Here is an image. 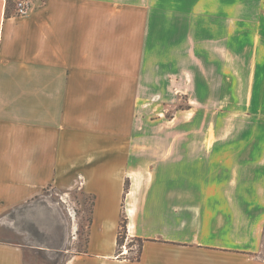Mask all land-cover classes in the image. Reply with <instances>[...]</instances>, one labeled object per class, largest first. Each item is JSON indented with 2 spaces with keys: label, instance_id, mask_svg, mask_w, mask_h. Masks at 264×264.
Segmentation results:
<instances>
[{
  "label": "crops",
  "instance_id": "crops-1",
  "mask_svg": "<svg viewBox=\"0 0 264 264\" xmlns=\"http://www.w3.org/2000/svg\"><path fill=\"white\" fill-rule=\"evenodd\" d=\"M28 1L20 16L0 0V223L51 185L76 187L95 195L94 217L89 253L70 264H264V0H206V11L191 0L190 27L159 48L151 0ZM180 65L195 98L230 109L226 135L214 124L209 138L138 155L149 85ZM125 179L129 237L164 240L129 263L114 256L120 216L109 236ZM27 252L0 240V264Z\"/></svg>",
  "mask_w": 264,
  "mask_h": 264
},
{
  "label": "rangeland",
  "instance_id": "rangeland-1",
  "mask_svg": "<svg viewBox=\"0 0 264 264\" xmlns=\"http://www.w3.org/2000/svg\"><path fill=\"white\" fill-rule=\"evenodd\" d=\"M20 1L30 4L28 0H9V9L17 10V4ZM130 1L139 2L140 0ZM192 4L191 0H151L152 15L149 28L153 33V40L158 39L157 43L152 44L153 48H159L158 42L164 40L165 32L178 34L180 29L188 28L187 23L190 27L187 19ZM199 6L200 11H206L207 1L200 0ZM29 10L30 6L28 12ZM165 51L169 52L167 47ZM155 59L157 57L154 54L151 57L152 64H155ZM183 63L186 61L181 62ZM155 68L157 66L152 65V69ZM162 72L164 75H160L162 83L158 82L159 79H153L151 86L149 85L152 88V97L150 101H147L150 103V112L146 115L145 121L139 119V125L137 123L138 127L136 126L137 135L133 136L137 141L136 145L139 146L137 147L138 155L154 154L155 156L161 154V151L169 153L170 144L167 143L173 144L174 141L180 139L192 141L197 140L198 137L200 139L209 138L208 133L211 134V130H214V124L217 125H215L217 140L224 139L226 133L223 127H228L230 124L231 115L227 114L230 109L226 111V106L222 102L214 106L208 100H198L193 96L190 86H187L191 81L189 80L191 77L189 66L162 67ZM194 117L199 121L198 127L192 125ZM259 119V121H264V117H259ZM229 133L230 131L227 130L228 135ZM181 154L187 157L191 155V151L184 147L181 149ZM129 186L130 180L125 179V190L126 187L129 190ZM125 192L119 213L115 211L113 221H109L110 224L112 223L109 227V236L111 235V239L120 216L115 259L125 263L138 262L139 257L141 261L143 248L148 241L162 242L164 240L156 235L151 238L129 237L128 192L126 195ZM94 199L95 195L85 194L76 187L71 191H66L59 185H51L29 204L6 214L3 222L0 223V240L28 246L25 264H70L74 256L89 253ZM126 218L127 233L121 243L119 235L123 232L121 226ZM141 226L146 231L152 230V227L145 223ZM155 231L159 230L154 227L152 234ZM262 239L264 241V229ZM261 252L264 256V243Z\"/></svg>",
  "mask_w": 264,
  "mask_h": 264
},
{
  "label": "trees",
  "instance_id": "trees-1",
  "mask_svg": "<svg viewBox=\"0 0 264 264\" xmlns=\"http://www.w3.org/2000/svg\"><path fill=\"white\" fill-rule=\"evenodd\" d=\"M8 2H9V0H8ZM126 192H125V195H126V193L128 192V188L126 187V190H125ZM125 198V197H124ZM126 224H127V218L126 219H124L123 220V224H122V226H121V228H122V230H123V232H121L120 233V237H119V241L121 240V243H123V241H124V238H125V235H126V233H127V226H126ZM139 241L140 242H143V241H141L140 239H139ZM142 246V245H141ZM142 249V248H141ZM141 255V254H140ZM138 261H140V257L137 259Z\"/></svg>",
  "mask_w": 264,
  "mask_h": 264
},
{
  "label": "built area",
  "instance_id": "built-area-1",
  "mask_svg": "<svg viewBox=\"0 0 264 264\" xmlns=\"http://www.w3.org/2000/svg\"><path fill=\"white\" fill-rule=\"evenodd\" d=\"M17 6H18L17 8L18 15L24 16L28 12V9H29L28 2L26 3L25 1H20L17 4Z\"/></svg>",
  "mask_w": 264,
  "mask_h": 264
}]
</instances>
